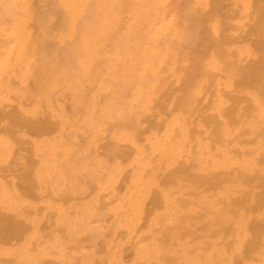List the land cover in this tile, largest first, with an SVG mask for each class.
I'll return each mask as SVG.
<instances>
[{"label":"bare ground","instance_id":"1","mask_svg":"<svg viewBox=\"0 0 264 264\" xmlns=\"http://www.w3.org/2000/svg\"><path fill=\"white\" fill-rule=\"evenodd\" d=\"M0 264H264V0H0Z\"/></svg>","mask_w":264,"mask_h":264}]
</instances>
